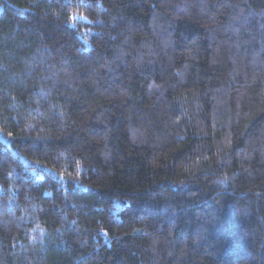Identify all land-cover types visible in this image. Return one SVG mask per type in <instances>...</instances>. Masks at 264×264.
<instances>
[{
    "label": "trees",
    "instance_id": "trees-1",
    "mask_svg": "<svg viewBox=\"0 0 264 264\" xmlns=\"http://www.w3.org/2000/svg\"><path fill=\"white\" fill-rule=\"evenodd\" d=\"M0 264H264V0H0Z\"/></svg>",
    "mask_w": 264,
    "mask_h": 264
}]
</instances>
